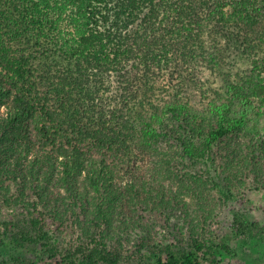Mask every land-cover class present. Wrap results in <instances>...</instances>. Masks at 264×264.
Masks as SVG:
<instances>
[{
    "label": "trees",
    "instance_id": "trees-1",
    "mask_svg": "<svg viewBox=\"0 0 264 264\" xmlns=\"http://www.w3.org/2000/svg\"><path fill=\"white\" fill-rule=\"evenodd\" d=\"M263 19L262 0H0V184L20 185L18 203L32 212L34 229L0 233V250L35 244L16 264H123L104 237L116 230L112 219L123 199H141L147 189L130 173L125 178L130 167H121L119 177V162L110 164L107 154L123 150L119 119L135 118L142 67L158 48L176 62L193 57L194 41L208 34L250 44L252 60L264 68L262 42L255 41L264 39ZM41 84L48 90L43 101ZM112 84L119 89L106 96ZM211 110L206 115L171 102L154 129L182 142L192 157H204L244 121L240 109ZM40 204L67 205L84 229L105 223L104 237L63 252L34 215ZM226 238L193 234L185 245L166 243L135 264H219L218 253L232 251Z\"/></svg>",
    "mask_w": 264,
    "mask_h": 264
},
{
    "label": "rangeland",
    "instance_id": "rangeland-1",
    "mask_svg": "<svg viewBox=\"0 0 264 264\" xmlns=\"http://www.w3.org/2000/svg\"><path fill=\"white\" fill-rule=\"evenodd\" d=\"M261 30L264 19L259 23ZM255 41H261L264 50V39ZM194 43V56H181L179 62L164 57L159 48L152 52L137 77L141 90L135 96V118L119 119L123 133L116 139L123 150L119 154L109 151L107 159L112 165L119 162V177L123 167H130L125 178L130 173L147 190L139 192L141 199H123V209L112 219L116 230L104 237L103 222L102 227L84 229L67 205L51 210L38 205L34 215L42 217L51 240L63 252L104 237L109 249L121 253L123 264H135L161 245L183 246L193 234L201 233L219 242L229 238L232 251L219 252V264H264V72L257 75L262 66L252 60L250 44L227 43L221 38L214 41L208 34ZM44 86L37 87L42 101L43 92L48 91ZM118 89L114 86L105 95H116ZM171 102L187 103L206 115H212L215 106H229L236 113L240 109L244 121L216 142L210 153L195 158L182 142L154 129L160 118L167 117ZM27 193L29 199L37 198L34 190L27 189ZM19 194L20 185L15 181L4 179L0 184L1 234L34 231L33 214L18 203ZM79 211L84 218L83 210ZM34 246L26 242L17 250L1 249L0 259L16 264V256H25Z\"/></svg>",
    "mask_w": 264,
    "mask_h": 264
}]
</instances>
